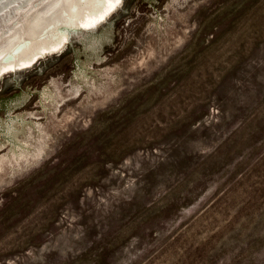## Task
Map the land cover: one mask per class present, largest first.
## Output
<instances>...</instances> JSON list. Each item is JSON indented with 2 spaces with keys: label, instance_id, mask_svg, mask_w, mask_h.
Here are the masks:
<instances>
[{
  "label": "rangeland",
  "instance_id": "obj_1",
  "mask_svg": "<svg viewBox=\"0 0 264 264\" xmlns=\"http://www.w3.org/2000/svg\"><path fill=\"white\" fill-rule=\"evenodd\" d=\"M0 80V264H264V0H121Z\"/></svg>",
  "mask_w": 264,
  "mask_h": 264
},
{
  "label": "water",
  "instance_id": "obj_2",
  "mask_svg": "<svg viewBox=\"0 0 264 264\" xmlns=\"http://www.w3.org/2000/svg\"><path fill=\"white\" fill-rule=\"evenodd\" d=\"M91 0H0V65Z\"/></svg>",
  "mask_w": 264,
  "mask_h": 264
},
{
  "label": "bare ground",
  "instance_id": "obj_3",
  "mask_svg": "<svg viewBox=\"0 0 264 264\" xmlns=\"http://www.w3.org/2000/svg\"><path fill=\"white\" fill-rule=\"evenodd\" d=\"M121 0H91L70 18L51 29L0 65V80L6 73L27 68L46 55L59 51L67 42L70 29L98 26L117 8Z\"/></svg>",
  "mask_w": 264,
  "mask_h": 264
}]
</instances>
